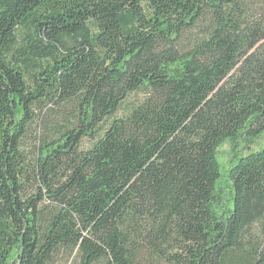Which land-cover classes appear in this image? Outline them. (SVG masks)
<instances>
[{
    "label": "trees",
    "instance_id": "16d2710c",
    "mask_svg": "<svg viewBox=\"0 0 264 264\" xmlns=\"http://www.w3.org/2000/svg\"><path fill=\"white\" fill-rule=\"evenodd\" d=\"M263 140L264 0H0V264H264Z\"/></svg>",
    "mask_w": 264,
    "mask_h": 264
},
{
    "label": "rangeland",
    "instance_id": "374dc122",
    "mask_svg": "<svg viewBox=\"0 0 264 264\" xmlns=\"http://www.w3.org/2000/svg\"><path fill=\"white\" fill-rule=\"evenodd\" d=\"M262 142L259 141L258 143L260 144ZM35 140H34V136H32L28 141H27V147H28V150L30 153H34V147H35ZM263 143H264V140H263ZM262 143V145H263ZM261 145V146H262ZM256 146H252L250 149H253V151H256L258 149H255ZM251 150H248L247 153H249ZM245 152V151H244ZM234 157V152H233V149H232V146L231 144L228 142V143H225L219 150V153H218V156H217V159L219 161V163L221 164L223 170H226L228 169L229 167V163L231 162V160L233 159ZM59 264H67V261H62L61 263Z\"/></svg>",
    "mask_w": 264,
    "mask_h": 264
}]
</instances>
